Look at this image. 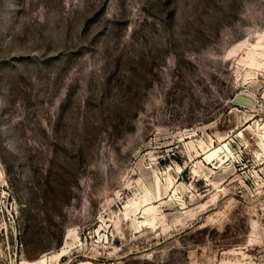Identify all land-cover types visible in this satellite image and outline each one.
Masks as SVG:
<instances>
[{"label": "rangeland", "instance_id": "374dc122", "mask_svg": "<svg viewBox=\"0 0 264 264\" xmlns=\"http://www.w3.org/2000/svg\"><path fill=\"white\" fill-rule=\"evenodd\" d=\"M42 257L264 264V0H0V264Z\"/></svg>", "mask_w": 264, "mask_h": 264}, {"label": "bare ground", "instance_id": "6f19581e", "mask_svg": "<svg viewBox=\"0 0 264 264\" xmlns=\"http://www.w3.org/2000/svg\"><path fill=\"white\" fill-rule=\"evenodd\" d=\"M64 249L61 251V252H59V253H57V257H59V255H62V254H64ZM66 252V251H65ZM56 255V254H55ZM56 257V256H55ZM50 258V257H49ZM57 260V259H56ZM55 261V260H54ZM44 262H46V259H44L43 257L42 258H40L39 260H36V261H34V262H32V263H30V264H42V263H44ZM50 262V261H49Z\"/></svg>", "mask_w": 264, "mask_h": 264}, {"label": "water", "instance_id": "95a60500", "mask_svg": "<svg viewBox=\"0 0 264 264\" xmlns=\"http://www.w3.org/2000/svg\"><path fill=\"white\" fill-rule=\"evenodd\" d=\"M240 95H241V94H239V95L236 97V99H235L236 101H240V97H241Z\"/></svg>", "mask_w": 264, "mask_h": 264}]
</instances>
